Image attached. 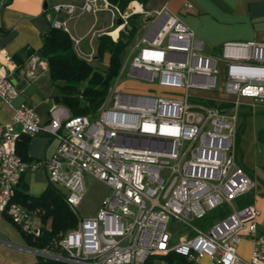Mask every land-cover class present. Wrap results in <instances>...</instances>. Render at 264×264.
I'll use <instances>...</instances> for the list:
<instances>
[{
	"label": "built area",
	"instance_id": "2783aa9c",
	"mask_svg": "<svg viewBox=\"0 0 264 264\" xmlns=\"http://www.w3.org/2000/svg\"><path fill=\"white\" fill-rule=\"evenodd\" d=\"M51 8L52 26L64 30L68 19L82 13L110 11L122 22L116 36L105 32L114 41L131 14L108 0L57 2ZM149 15L153 18L134 45L126 77L161 89L147 94L118 88L121 66L94 116L72 115L53 101L48 119L41 121L30 104L13 105L18 89L10 77L16 63L0 49V101L12 110L9 120L0 122V214L33 239L42 234V209L15 196L26 170L43 167L49 184L62 191L76 215L88 178L111 189L94 215H77L76 226L59 238L58 251L39 250L44 257L72 264H145L152 255L179 257L168 264H193L204 257L209 264H264L259 210L255 203L235 204L254 186L233 149L239 102L220 107L198 96L190 100L191 90L217 87L221 63L220 92L264 101V42L229 41L217 54L205 53L202 41L177 15L165 7ZM45 67L32 54L25 74L32 78ZM40 132L58 140L54 152L24 160L17 152L18 139ZM219 207L227 210L224 216L205 228L192 225ZM171 223L193 233H174ZM242 238L250 243L247 258L238 253Z\"/></svg>",
	"mask_w": 264,
	"mask_h": 264
},
{
	"label": "crops",
	"instance_id": "0c3cea01",
	"mask_svg": "<svg viewBox=\"0 0 264 264\" xmlns=\"http://www.w3.org/2000/svg\"><path fill=\"white\" fill-rule=\"evenodd\" d=\"M82 1L0 0V49H4L16 63V68L10 78L15 79V85H19L18 93L13 98L12 104L17 105L20 102L30 104L41 121L48 119V108L54 101L53 95L56 90L50 81L47 67L38 68L32 78L26 76L25 71L29 67L30 56L26 54L25 50H37L41 47L42 36L53 27L51 22L54 15L51 8L53 4L57 2L80 4ZM130 6H132V2ZM140 6L141 10L138 12L145 14L165 7L167 11L177 15L194 32L195 37L202 41L205 53H212L216 49L218 50L223 43L229 41L264 42V0H147L144 5ZM106 12L111 17L109 23L105 22L104 13ZM100 17L102 20L99 23ZM70 20H74L73 31L67 26ZM89 20V27L82 32L81 24ZM117 20L118 17L114 18L111 12L105 9L95 13L85 12L68 19L66 31L74 42L77 54L86 60L91 54L92 60L95 61L96 54L93 55V52L96 53V38L101 33H105V30L109 31L108 28L114 23L118 24ZM78 24L79 27H77ZM118 29L111 33L116 35ZM75 39L78 40L77 44ZM93 42H95V47H93ZM104 57H107L106 62L103 63L106 66L109 53L104 52ZM129 80L132 79L129 78ZM190 94L202 98H214L213 93L208 91L191 90ZM11 113V107L0 101V122L8 121ZM57 144L58 140L46 132L28 137L26 145L28 160H38L51 155ZM96 182L107 186L100 180ZM48 184L45 168H28L22 177L19 191L36 196ZM103 196L99 198L98 206ZM246 244L250 251V243L246 238H242L238 245V253L245 258L249 256V252L244 255L241 248ZM39 250L30 246L20 229L7 217L0 214V264H35L40 255Z\"/></svg>",
	"mask_w": 264,
	"mask_h": 264
},
{
	"label": "trees",
	"instance_id": "16d2710c",
	"mask_svg": "<svg viewBox=\"0 0 264 264\" xmlns=\"http://www.w3.org/2000/svg\"><path fill=\"white\" fill-rule=\"evenodd\" d=\"M131 1L108 0L109 3L116 5L121 12L126 10ZM137 1L144 5L147 0ZM141 16V13L130 14L126 18L124 26L126 33L120 31L116 41L106 33L98 35L96 38V60L100 61L104 52L109 53L108 64L102 70L77 54L69 33L61 28L51 27L42 36V44L39 49H26L28 56L34 54L45 61L50 81L56 90L53 95L54 102L65 105L72 115L89 114L94 116L107 94L108 87L119 74L120 55L139 29ZM209 102L212 103V101ZM27 141L28 136H21L17 141V152L24 160H28ZM15 200L29 207L42 209L41 217L44 227L39 237L33 239L29 234L20 230L27 243L37 249L58 251L59 238L66 231L74 228L78 221L77 215L65 203L62 191L58 187L48 184L37 196L30 195L25 191H17ZM226 213L225 208L219 207L210 211L204 218L210 215L213 220ZM2 215L9 219L7 215ZM175 258L179 259L178 256L173 255L166 257L168 263ZM35 264L72 263L38 256Z\"/></svg>",
	"mask_w": 264,
	"mask_h": 264
},
{
	"label": "rangeland",
	"instance_id": "374dc122",
	"mask_svg": "<svg viewBox=\"0 0 264 264\" xmlns=\"http://www.w3.org/2000/svg\"><path fill=\"white\" fill-rule=\"evenodd\" d=\"M133 1L137 0H132L131 2ZM131 2L128 4V6H130ZM133 9L134 8L130 6L126 8V12H130L131 14L141 13L142 16L139 19L140 27L135 33L132 40L128 43L125 50L122 51L120 55L121 66H124V72L121 74L118 80V88L124 87L123 89L128 92L152 94L154 92H151V89L158 88V90H160L161 87H158L155 83H146L143 81L141 82L136 80L133 81V79L129 80V78L126 77V72L129 69L130 56L136 49L134 45L141 37V34L144 31L146 25H148V23H150L153 18L152 15L138 11L135 12L132 11ZM104 15L105 22L109 23L111 19L109 13L106 12L104 13ZM118 19L121 18L119 17ZM90 20L88 22H83L84 24H81L80 30L82 32L89 27ZM101 20L102 17H100L99 23L101 22ZM73 22L74 20H70L67 24L71 31H73ZM120 24L114 23V25L110 26L108 30L113 31L115 29H118ZM124 26L122 29L119 30V32L123 31L126 33V30H124ZM77 27H79V24ZM93 47H95V42H93ZM218 52L219 50L216 49L214 52H212V54H217ZM94 54L96 53L93 52V55ZM106 60L107 57H102L100 61L90 60V62L93 64V66L102 70L105 67L103 63H105ZM217 67L219 70L217 87L213 90L208 91L210 93H213L212 96L214 98H204V100L209 104H213L220 107L232 105V103L235 101L239 102L236 121L237 128L233 149L237 163L252 177V179L254 180V186L250 192H247L242 197L235 200V204L240 206L244 203H256V206L259 210V215L257 217L258 227L259 229L264 231V101H252L248 98L236 97L235 95H228L224 94L223 92H220L218 86L220 85L222 78H224L225 67L221 63H217ZM116 80L117 79H113L111 85H114ZM190 100L194 101L199 99L191 95ZM209 101H212V103ZM187 143L188 142L185 141L184 146H186ZM96 181L97 180L94 178H88L86 180V190L80 202L75 207L76 213L80 218L94 215L97 212H95V210L98 206L99 198L102 195H106L111 192V189L108 186L97 183ZM208 216L209 217L203 219L193 220L192 225L198 228H205L212 222V217L210 215ZM169 229L174 233H180L185 231L193 233V230L190 227L174 223L170 224ZM173 240H176V234L173 236ZM241 252L244 255L248 254V244L242 246ZM39 256L44 257L43 255ZM145 264H168V261L164 256L152 255ZM193 264H209V261L204 257L200 262Z\"/></svg>",
	"mask_w": 264,
	"mask_h": 264
},
{
	"label": "bare ground",
	"instance_id": "6f19581e",
	"mask_svg": "<svg viewBox=\"0 0 264 264\" xmlns=\"http://www.w3.org/2000/svg\"><path fill=\"white\" fill-rule=\"evenodd\" d=\"M132 5L134 6V11H140L141 10V6L139 4V2H136V1H133L132 2ZM111 33V32H110ZM113 36H116L114 35V33H111Z\"/></svg>",
	"mask_w": 264,
	"mask_h": 264
},
{
	"label": "water",
	"instance_id": "95a60500",
	"mask_svg": "<svg viewBox=\"0 0 264 264\" xmlns=\"http://www.w3.org/2000/svg\"><path fill=\"white\" fill-rule=\"evenodd\" d=\"M59 18L62 19V17H59ZM117 23H118V24L121 23L120 19L117 20ZM11 80H12L13 82H15V79H14V78H11ZM16 87H17V89H18V88H19V85L17 84ZM39 254H40V255H45L46 253H45L44 251H39Z\"/></svg>",
	"mask_w": 264,
	"mask_h": 264
}]
</instances>
